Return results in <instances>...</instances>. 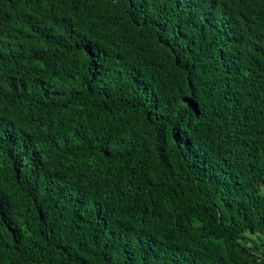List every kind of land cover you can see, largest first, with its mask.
Returning a JSON list of instances; mask_svg holds the SVG:
<instances>
[{
  "label": "trees",
  "instance_id": "1",
  "mask_svg": "<svg viewBox=\"0 0 264 264\" xmlns=\"http://www.w3.org/2000/svg\"><path fill=\"white\" fill-rule=\"evenodd\" d=\"M0 264H264V0H0Z\"/></svg>",
  "mask_w": 264,
  "mask_h": 264
}]
</instances>
